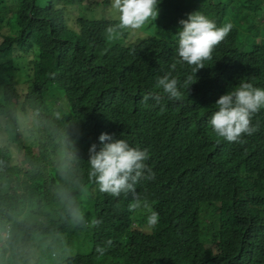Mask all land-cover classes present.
<instances>
[{
  "label": "trees",
  "instance_id": "16d2710c",
  "mask_svg": "<svg viewBox=\"0 0 264 264\" xmlns=\"http://www.w3.org/2000/svg\"><path fill=\"white\" fill-rule=\"evenodd\" d=\"M110 6L111 0H0V113L36 114L41 125L28 145L16 137L21 166H8L0 152V204L12 199L2 192L6 177L26 201L43 203L48 236L41 264L62 243L70 248L68 264H264V109L252 119L258 131L243 144L218 138L209 125L220 96L241 83L264 89V0H161L156 21L111 41L106 29L118 18ZM233 8L239 27L195 74L188 93L182 85L191 69L172 72L183 100L143 103L145 95L162 93L156 78L171 71L178 22L200 11L222 27ZM45 122L76 125L84 163L101 133L148 151L155 179L136 188L159 214L152 236L143 224L147 209L129 211L130 197L113 198L91 184L81 205L88 220L102 223L74 229L60 218L57 146ZM134 220L143 223L136 228ZM109 239L112 246L99 256L96 247Z\"/></svg>",
  "mask_w": 264,
  "mask_h": 264
},
{
  "label": "clouds",
  "instance_id": "9594fccd",
  "mask_svg": "<svg viewBox=\"0 0 264 264\" xmlns=\"http://www.w3.org/2000/svg\"><path fill=\"white\" fill-rule=\"evenodd\" d=\"M161 0H111L110 12L115 13L118 23L106 29L108 40H116L125 32L135 33L146 24L157 20ZM177 32L178 47L176 58L171 64V71L156 78L157 89L143 97L159 104L164 99L171 102L183 100L184 93L178 87L179 81L172 76L177 67L191 69L182 87L188 90L196 82L195 74L205 68V63L213 59L215 49L225 41L233 28L232 23L217 27L216 23L200 11L188 14L187 19L179 22ZM54 75V74H53ZM195 81V82H194ZM217 111L213 113L209 125L215 135L228 143H245L243 137L258 131V125L252 124L253 117L264 109V89L251 83H241L231 91L219 97L215 103ZM56 120L61 119L59 112ZM40 123L36 114L19 110L0 113V152L8 158V166H21L22 154L16 137L25 141H34L38 135ZM43 127L54 140L57 151L53 168L59 177L54 197L59 205L62 220L74 229L98 227L102 221L88 220L81 205V200L90 191L89 184L99 193L113 198L123 195L131 198L129 211L147 209V225L155 228L159 214L151 210L146 197L137 192V184L145 180H154L155 173L148 166V151L131 147L124 139H115L113 135L101 133L99 145L93 143L89 148V159L84 163L77 148L79 130L76 125L59 126L45 122ZM87 164L85 169L84 165ZM5 162L0 161V172ZM87 177L85 182L84 177ZM11 187V191H9ZM3 194L12 197L0 204V264H41L40 248L47 243L48 218L45 206L37 204L35 199L26 201L23 189L10 183L6 177ZM79 192L77 197L74 193ZM113 241L107 240L105 246H97L95 251L104 256ZM49 264H68L70 248L62 243L59 248L48 250Z\"/></svg>",
  "mask_w": 264,
  "mask_h": 264
},
{
  "label": "rangeland",
  "instance_id": "374dc122",
  "mask_svg": "<svg viewBox=\"0 0 264 264\" xmlns=\"http://www.w3.org/2000/svg\"><path fill=\"white\" fill-rule=\"evenodd\" d=\"M90 1V0H89ZM233 11H234V15H230V18L228 19V17H227V23H232L233 24V26H235V27H239V25H240V23H241V16H240V13L235 9V8H233ZM158 17H159V15H158ZM247 30V29H246ZM20 139H22L21 137H20ZM22 143H23V145H28L27 143H28V141H25V140H23L22 139ZM21 152V151H20ZM21 154H22V152H21ZM19 188V187H18ZM77 197H79L80 196V193L79 192H77L76 194H75ZM120 211L123 213V212H125V209L120 205ZM142 223L143 222H139L138 220H134L133 221V226H136V228H137V226H139V225H142ZM145 226H147V224L144 222L143 223ZM123 228H125V225H123L122 226V228L121 229H123ZM152 230H151V228L149 227V236H152Z\"/></svg>",
  "mask_w": 264,
  "mask_h": 264
}]
</instances>
